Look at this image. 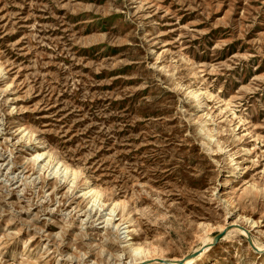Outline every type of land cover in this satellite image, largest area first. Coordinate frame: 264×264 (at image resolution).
<instances>
[{"label":"rangeland","instance_id":"obj_1","mask_svg":"<svg viewBox=\"0 0 264 264\" xmlns=\"http://www.w3.org/2000/svg\"><path fill=\"white\" fill-rule=\"evenodd\" d=\"M165 258L264 264V0H0V264Z\"/></svg>","mask_w":264,"mask_h":264},{"label":"bare ground","instance_id":"obj_2","mask_svg":"<svg viewBox=\"0 0 264 264\" xmlns=\"http://www.w3.org/2000/svg\"><path fill=\"white\" fill-rule=\"evenodd\" d=\"M194 95H196V93L194 92ZM42 152H37L35 155H34V160L36 161L40 156H42ZM65 168H66V166H65ZM67 170H68V168H67ZM90 192H92V190H87L86 192H84L85 194H87V193H90ZM96 200V199H95ZM94 200V201H95ZM111 211H113V209L111 210ZM205 233V239H204V241H207V239L208 238H206V236H207V234H208V232L206 231V232H204ZM228 233V232H227ZM261 246V245H260ZM157 249V248H156ZM131 250H132V252H133V256H134V258L133 259H139V258H143V257H147V256H150L153 252H152V249L151 248H149V247H144V246H135V245H131ZM155 252V251H154ZM143 254V255H142ZM154 254V253H153ZM87 255V254H86ZM152 256V255H151ZM166 260H163L162 262H161V264H190V263H192L193 262V259L191 258V259H188V260H186L185 262H183V260L184 259H174V258H171V259H167V258H165ZM195 260V259H194ZM139 261V260H138ZM121 262V261H120ZM120 262L118 263V264H120ZM129 262V261H128ZM132 262V261H131ZM130 263V262H129ZM78 264V263H77ZM122 264H127V262H124V263H122Z\"/></svg>","mask_w":264,"mask_h":264},{"label":"water","instance_id":"obj_3","mask_svg":"<svg viewBox=\"0 0 264 264\" xmlns=\"http://www.w3.org/2000/svg\"><path fill=\"white\" fill-rule=\"evenodd\" d=\"M250 243L252 244V246L254 247V249L258 250V248L253 245V242L251 240H250Z\"/></svg>","mask_w":264,"mask_h":264}]
</instances>
